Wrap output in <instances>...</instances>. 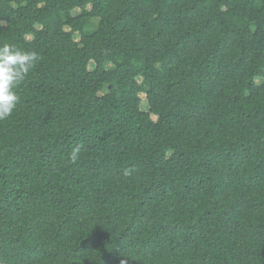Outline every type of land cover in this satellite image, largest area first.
I'll return each instance as SVG.
<instances>
[{
    "label": "trees",
    "instance_id": "16d2710c",
    "mask_svg": "<svg viewBox=\"0 0 264 264\" xmlns=\"http://www.w3.org/2000/svg\"><path fill=\"white\" fill-rule=\"evenodd\" d=\"M0 264H264V0H0Z\"/></svg>",
    "mask_w": 264,
    "mask_h": 264
},
{
    "label": "rangeland",
    "instance_id": "374dc122",
    "mask_svg": "<svg viewBox=\"0 0 264 264\" xmlns=\"http://www.w3.org/2000/svg\"><path fill=\"white\" fill-rule=\"evenodd\" d=\"M77 12H79V11H77ZM144 107H146V101H144Z\"/></svg>",
    "mask_w": 264,
    "mask_h": 264
}]
</instances>
